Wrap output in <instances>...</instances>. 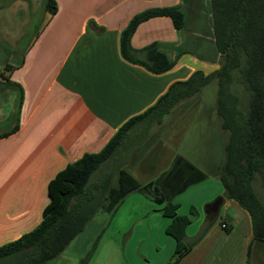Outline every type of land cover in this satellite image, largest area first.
<instances>
[{
  "label": "crops",
  "instance_id": "obj_1",
  "mask_svg": "<svg viewBox=\"0 0 264 264\" xmlns=\"http://www.w3.org/2000/svg\"><path fill=\"white\" fill-rule=\"evenodd\" d=\"M211 2L56 0L55 14L44 0L0 3V135L8 134L0 138V247L40 224L50 202L48 184L68 164L100 152L173 83L197 71L208 76L219 70ZM171 7L184 13L183 28L176 29L167 16L151 18L138 26L131 46L144 57L141 50L158 43L175 66L153 74L125 60L121 35L133 17ZM25 36L29 42L13 65L12 49ZM207 87L154 130L140 125L131 132L122 165L142 186L161 178L167 194L193 182L172 201L178 215L190 219L187 243L205 228L207 206L223 198L221 222L212 224L180 264H264V240L254 239L249 214L227 198L219 179L229 136L221 127L217 99L209 110L204 107ZM163 209L138 191L111 213L100 209L93 219L105 218L87 264H117L121 248L142 254L136 264H166L176 240L167 233L172 218Z\"/></svg>",
  "mask_w": 264,
  "mask_h": 264
},
{
  "label": "trees",
  "instance_id": "obj_2",
  "mask_svg": "<svg viewBox=\"0 0 264 264\" xmlns=\"http://www.w3.org/2000/svg\"><path fill=\"white\" fill-rule=\"evenodd\" d=\"M44 4L51 14L56 13V0H44ZM211 8L219 70L208 76L197 71L188 80L173 83L152 107L124 124L100 152L85 154L60 171L48 184L50 202L42 221L32 231L0 247V264H46L83 233L100 209L113 212L124 197L135 191L164 204L165 216L172 218L167 233L176 240L175 251L166 264H180L215 222L218 212L207 206L205 228L187 243L190 219L178 215L172 201L193 182L167 194L161 178L142 186L120 159L131 132L140 125L146 131L161 125L175 107L214 81L217 114L229 136L219 179L227 198L249 214L254 239L264 240V203L254 187L258 177L264 185V0H213ZM161 16L170 17L176 29L184 26L180 7L151 9L134 16L121 35L123 58L153 74L171 70L175 62L168 59L158 43L148 45L141 50L144 57H137L131 38L141 23ZM239 89H243L245 98ZM191 213L197 215L195 207ZM95 248L96 243L79 264H87Z\"/></svg>",
  "mask_w": 264,
  "mask_h": 264
},
{
  "label": "rangeland",
  "instance_id": "obj_3",
  "mask_svg": "<svg viewBox=\"0 0 264 264\" xmlns=\"http://www.w3.org/2000/svg\"><path fill=\"white\" fill-rule=\"evenodd\" d=\"M5 2H11V0H0V3L5 4ZM32 31H33V28L30 27V29L27 30L28 35ZM27 36H25V38H22L19 41V44L16 46V48L12 49V52L15 56H12L10 61L13 65H17V63L19 62V59H20L19 53L23 52L26 49V46L29 42V39ZM3 58H4V56L0 55V61ZM0 70H2L1 66H0ZM0 78H4L3 73H0ZM239 92L243 98L246 97V95L243 92V89H239ZM18 95H19V92H18ZM202 96H203V102L205 104L204 107H207L208 108L207 110H209V108H211L212 106L215 105V102L217 99V85L215 83L210 84V86L207 87L203 91ZM20 99L21 98L19 97V100ZM217 119H218V117H217ZM150 129L151 128H149V130ZM151 130H154V128ZM226 134L228 136V133H226ZM129 146H131V144ZM120 161L123 162V157L120 159ZM97 177L98 176H96V178ZM112 185H114V186L116 185V179L115 178L113 179ZM254 187H255V190H256L258 196L260 197V199L264 203V185H263L260 177H258L255 180ZM224 210H222L221 213L215 219V222H214L215 224H219L221 222V220L224 216V213H225ZM103 216L104 215L97 216L95 219H92L90 221V223L87 225V227L85 228V230L83 231V233L78 235L70 243V245L63 251L62 255H59L60 257H58V259H56V261L49 262L48 264H78L79 259H83L87 255V253L91 251V249L93 247L92 244L94 243V241H96L97 235L100 232V229L102 228L101 224H102L103 218H105ZM123 249H125V248H121V251H119L118 254H117V252H115L118 256H120L118 259L119 262L117 264H123L124 261H126L127 264H130V263L136 264L137 260L135 257L136 256L140 257L142 255L141 253H137L136 250H135V252H136V254H135V252L134 253L133 252L127 253L125 250L123 251ZM135 249H137V248H135ZM107 253L109 254L110 252H107ZM139 254H141V255H139ZM123 256H125V257L123 258ZM141 259H143L142 256H141ZM151 261H152V259H151Z\"/></svg>",
  "mask_w": 264,
  "mask_h": 264
},
{
  "label": "water",
  "instance_id": "obj_4",
  "mask_svg": "<svg viewBox=\"0 0 264 264\" xmlns=\"http://www.w3.org/2000/svg\"><path fill=\"white\" fill-rule=\"evenodd\" d=\"M222 203H223V198L219 197L211 204V207L214 211L218 212Z\"/></svg>",
  "mask_w": 264,
  "mask_h": 264
},
{
  "label": "built area",
  "instance_id": "obj_5",
  "mask_svg": "<svg viewBox=\"0 0 264 264\" xmlns=\"http://www.w3.org/2000/svg\"><path fill=\"white\" fill-rule=\"evenodd\" d=\"M222 227H223V228H225V227H226V225H225V224H223V225H222Z\"/></svg>",
  "mask_w": 264,
  "mask_h": 264
}]
</instances>
